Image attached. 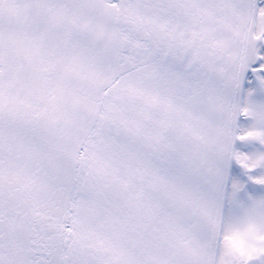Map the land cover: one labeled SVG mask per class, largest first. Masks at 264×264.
Returning <instances> with one entry per match:
<instances>
[{
    "label": "snow or ice",
    "instance_id": "snow-or-ice-1",
    "mask_svg": "<svg viewBox=\"0 0 264 264\" xmlns=\"http://www.w3.org/2000/svg\"><path fill=\"white\" fill-rule=\"evenodd\" d=\"M0 264H264V0H0Z\"/></svg>",
    "mask_w": 264,
    "mask_h": 264
}]
</instances>
